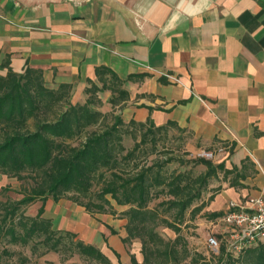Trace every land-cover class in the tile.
<instances>
[{
  "label": "crops",
  "instance_id": "0c3cea01",
  "mask_svg": "<svg viewBox=\"0 0 264 264\" xmlns=\"http://www.w3.org/2000/svg\"><path fill=\"white\" fill-rule=\"evenodd\" d=\"M5 58L15 73L40 70L46 87L72 85L73 104L86 101L88 81L101 86L96 68L108 67L125 81L129 101L117 111L125 123L172 121L215 152L214 164L238 169L242 186L229 175L209 214L264 200V0H0ZM97 95L98 110L112 111L110 92ZM41 205L54 230L106 256L103 238L124 249V218L51 198Z\"/></svg>",
  "mask_w": 264,
  "mask_h": 264
},
{
  "label": "trees",
  "instance_id": "16d2710c",
  "mask_svg": "<svg viewBox=\"0 0 264 264\" xmlns=\"http://www.w3.org/2000/svg\"><path fill=\"white\" fill-rule=\"evenodd\" d=\"M96 78L101 86L88 81L89 87L84 91L88 96L86 101L73 104L72 85L46 87L40 70L27 68L15 73L8 58L0 62V174L28 184L18 193L19 200L0 202V239L8 237L10 243L22 244L36 235H44L49 240L50 235L56 234L51 221L43 217V206L35 218L24 214L23 208L36 201L44 204L49 198L55 201L65 198L88 214L118 216L111 204L114 200L118 206H128L119 214V218L127 220V236L122 242L130 243L135 238L142 241L143 264H153L154 258L158 264H180L182 259L178 257L176 245L156 233L158 214L148 205L165 194L169 196V209L177 210L175 220L182 221L187 209L201 198L211 177L222 173L225 182L233 174L229 184L240 188L241 175L238 169L228 170L202 157L192 162L205 166L206 171L195 177L188 172L165 174L164 166L172 159L153 160L150 165L145 163L139 167L135 163L136 151L148 142H152L153 148L156 146L157 141L150 134L169 127L181 128L172 121L156 126L149 118L145 122L125 123L117 114L129 101L123 88L125 81L106 66L96 68ZM128 79L142 80V76ZM105 90L112 95L109 100L112 111L103 113L98 110L102 101L97 94ZM133 127L149 129L137 141L130 130ZM124 135H131L135 141L131 150L123 146ZM152 154L153 150L148 156ZM220 190H214L208 203ZM206 204L193 208L192 217ZM218 216L211 213L208 218ZM160 221L178 231L168 220ZM76 242L77 249L94 262L111 264L96 246L81 240ZM57 244L58 240L51 249L56 250ZM224 255L221 245L217 256L220 264H264V243L247 248L238 258ZM192 263L197 264L193 259ZM131 264H137L134 256Z\"/></svg>",
  "mask_w": 264,
  "mask_h": 264
},
{
  "label": "rangeland",
  "instance_id": "374dc122",
  "mask_svg": "<svg viewBox=\"0 0 264 264\" xmlns=\"http://www.w3.org/2000/svg\"><path fill=\"white\" fill-rule=\"evenodd\" d=\"M77 100L72 102H76ZM100 110L103 109L100 107ZM103 113H105V110ZM148 129L149 127H147V129L133 127L130 130L136 136L137 141H139L142 132ZM152 136L157 141L155 148L152 147V142H148L136 151L135 163H138L139 167L145 163L150 165L153 160L166 162L167 159H172L164 166L163 172L167 175L175 171L177 173L188 172L195 177V175L206 171L205 166L194 165L192 162L195 158L202 157L199 156V154L203 153V151L200 150L204 148H201L195 140L193 141L191 134L187 130H178L169 127L163 132H154L150 134V137ZM122 139L125 150H131L135 144L131 135H124ZM152 150L153 154L148 156ZM210 160L214 162L215 158ZM223 181L222 173H218L216 177H211L208 185L201 192V198L197 199L192 206L187 209L182 221L175 220L177 210L169 209L167 204L169 196L165 194L160 195V197L154 199L148 205L150 210L154 209L158 214L157 224L155 225L156 233L166 242L169 241L176 245L179 254L178 257L182 259L180 264H193L192 259L196 260L197 264H220L217 253H214L208 248L207 238L216 231L220 232L222 226L214 227L213 224H209V213L205 208L194 217H192L191 211L202 203H208L214 190L222 188ZM23 186H28V184L24 181L19 182L15 178L0 174V202L5 203L7 200H19L21 194L19 195L18 193ZM62 200L68 202V204L71 202L65 198ZM59 201L55 202L57 203ZM111 203H113L117 209L118 218L119 214L123 212L122 210L128 209L126 205L118 206L114 200H111ZM41 204V201H36L31 205L25 206L23 208L24 214L28 217L35 218L38 209L42 207ZM160 220H168L170 223H173L178 228V231L165 225V223H162ZM212 222L215 223V221ZM125 224L126 223H124V227ZM124 227L118 226L119 229H123ZM55 231L56 234L50 235L49 240H46L44 235H36L22 244L10 243L8 237L6 239H0V264H101L97 261L94 262L77 249L76 241H79L80 238L76 233L71 231ZM111 233L113 235L118 234L114 229H111ZM124 234L126 237L127 232H124ZM56 240H58V244L56 250H53L51 248ZM103 241L106 244L105 252L110 257L106 256L102 251L101 252L109 259L111 264H131L132 256L136 258L137 264H143L144 255L141 252L142 241H140V239H132L130 243H123L121 239L124 249L121 250L119 254L108 244L106 239L103 238ZM227 256L228 254L224 255L225 258ZM238 257L234 256V258ZM157 262L158 261L154 258L153 264H158Z\"/></svg>",
  "mask_w": 264,
  "mask_h": 264
},
{
  "label": "built area",
  "instance_id": "2783aa9c",
  "mask_svg": "<svg viewBox=\"0 0 264 264\" xmlns=\"http://www.w3.org/2000/svg\"><path fill=\"white\" fill-rule=\"evenodd\" d=\"M217 151L222 152V149L218 148ZM199 156L210 160L215 157V152L203 151ZM229 209L213 220L216 224L211 223L214 227L221 225L222 230L207 238V246L219 255V249L223 245L226 255L238 257L247 248L264 243V200L260 196L249 198L244 204L231 203Z\"/></svg>",
  "mask_w": 264,
  "mask_h": 264
}]
</instances>
